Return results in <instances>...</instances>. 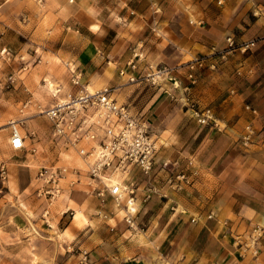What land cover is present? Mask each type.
Wrapping results in <instances>:
<instances>
[{"label": "crops", "instance_id": "obj_1", "mask_svg": "<svg viewBox=\"0 0 264 264\" xmlns=\"http://www.w3.org/2000/svg\"><path fill=\"white\" fill-rule=\"evenodd\" d=\"M228 36L237 44L255 43L221 58ZM0 44L12 48L13 65L21 71L30 64L44 72L53 67L59 93L114 86L119 101L149 120L159 144L151 178L137 167L128 176L142 182L132 224L124 200H103L92 190L94 181L72 174L77 180L66 183L67 193L51 211L64 201L66 207L56 215V226H45L48 237L76 210L60 228L64 249L50 238L38 239L25 263L5 264H264V233L258 258L242 256L238 243V236L264 227V0H0ZM134 51L143 55L141 69L152 63L173 70L156 83L131 81ZM198 57L205 61L192 80L181 70ZM21 71L11 89L0 88L1 112L33 102ZM30 79L35 85L36 78ZM49 83L54 84H43L47 95ZM196 108L210 109L208 122L199 121ZM249 123L257 136L246 147L241 136ZM32 129V149L12 147L4 158L26 209L42 207L33 193L40 167L31 162L35 146L51 143L53 128ZM180 170L197 173L176 188L168 177ZM151 186L157 192L147 198ZM80 249L88 250V261Z\"/></svg>", "mask_w": 264, "mask_h": 264}, {"label": "built area", "instance_id": "obj_2", "mask_svg": "<svg viewBox=\"0 0 264 264\" xmlns=\"http://www.w3.org/2000/svg\"><path fill=\"white\" fill-rule=\"evenodd\" d=\"M254 40L243 41L237 44L233 36L227 37V46L220 49L221 58H225L228 52L235 47L246 51ZM0 56L5 60L12 59L13 50L10 46L0 44ZM142 53L134 51L129 60L131 81L145 79L156 83L164 79L171 73L173 67L158 66L152 63L140 68ZM204 57L193 58L181 70L192 80L196 79L194 69L198 65H203ZM128 70L121 69L120 73L125 74ZM140 71V72H139ZM139 72V73H138ZM16 77L8 75L4 80L0 79L2 87L13 85ZM73 81L79 83V76L74 75ZM248 107H250L248 105ZM198 119L202 123L208 122L210 109L202 113L198 108L194 109ZM256 111V109H253ZM40 113H44L53 123L52 141H55L62 150L61 152H77L84 165L85 175L94 181L92 190L100 198L105 200L112 196L116 201H123L126 198V208L128 215L126 219L132 224V217L137 211V191L142 182L132 179L128 181V176L137 167L147 179L153 173L156 154L159 150L158 140L152 124L140 112H136L129 104L121 102L115 95V87L105 85L98 89L83 87L76 93H67L64 98L58 99L52 105L40 108ZM26 136L20 129V122L11 124V146L15 149L26 147ZM257 132L253 124L246 126V132L241 136L244 146L249 147L256 142ZM164 167L169 170V161H164ZM70 171L68 174L67 172ZM81 170L69 165L57 166L43 165L38 170L36 193L43 202V216L49 223L48 215L51 213L52 204L69 188L75 180L65 182L63 179L79 175ZM192 170L187 172L180 170L171 173L168 181L171 186L182 188L193 180ZM120 174L121 182H113L112 175ZM8 176V168L5 163H0V191ZM74 178V177H72ZM88 179V180H89ZM157 189L154 186L148 187L145 197H151ZM132 202L134 209L130 208ZM50 224V223H49ZM264 227L257 225L243 239L238 236V243L242 249L241 255L250 253L253 258H258L261 250V239ZM83 254L82 260L88 261L89 252L80 249Z\"/></svg>", "mask_w": 264, "mask_h": 264}, {"label": "rangeland", "instance_id": "obj_3", "mask_svg": "<svg viewBox=\"0 0 264 264\" xmlns=\"http://www.w3.org/2000/svg\"><path fill=\"white\" fill-rule=\"evenodd\" d=\"M13 58L14 56H12V59L10 60H5L0 56V79L4 80L10 74L16 76L17 73L21 71L20 66H18L17 64H15V66L13 65ZM51 58H53L52 60H54L55 62H58L59 67L63 66V64L65 63L63 60L56 56H53ZM71 67H73V65H71ZM53 69V67H49V70L46 72L40 71L35 69L34 64L25 66L22 69L21 75L24 78H27V82L34 94L33 102L29 106H26L25 103L23 104V102H20L17 107L6 109V112H1L2 110L0 111V163H5L6 159L4 158H8L13 152L11 144L8 143V138H10L11 136L12 124V122L9 121L17 120L19 122L26 119L25 122L21 121L20 123V129L24 134L32 131V127H40L43 130L46 128H49L51 130V128H53L52 121L44 113L38 112L40 108H44L43 106L47 104V102L54 103L58 99L64 98L66 95V93L61 91V93H59L58 96L55 97L52 95V93L50 95H47V91L44 90L43 84H47L49 80H52L54 83H49L48 88L50 89V91H55V85H58L60 87L59 80H57L53 76ZM30 76L36 78L35 85L31 84L30 78L32 77ZM45 78L47 80H44ZM11 87H13V85L5 87H2V85H0V88L3 91L11 89ZM38 102H42L44 105H36V103ZM0 109H2V107H0ZM50 137H52V134H50ZM49 139H51V143H47V141H45L44 143H41L34 147V152H36V155L31 162V166L37 169L38 167H41L43 165H69L74 167L75 169H81L83 173L81 179L87 181L88 177L84 174V165L80 160L77 152L70 151L62 153V150H60L57 143L55 141H52V138ZM26 146L30 148L33 147L32 139H30L28 136L26 139ZM11 159L20 160L23 158H20L18 156H11ZM67 173L69 174L70 171H68ZM72 180L76 181L77 179L72 177H66L65 179H63V181L65 182H70ZM33 193L34 195H37L36 191H34ZM66 193L67 191H64V193L61 194V196L58 198V201H62L61 199ZM16 196H19V199H17ZM64 202H62L61 208H57L56 206L53 207V211H51V213L48 215L50 224L56 226V215L66 207V204ZM124 202L126 203V198L124 199ZM41 203H43L42 200ZM25 204L26 203L24 202L23 195L20 196L17 188L15 187L13 179L11 178V176H9L8 173L6 181L2 185V190L0 191V264H5L10 259L25 263L28 259L26 251L31 252V250L35 248L38 239H44L47 237L46 234L48 233V231H46L45 226H49V223H47L45 217L43 216L44 204H41V208L37 206L36 209H26L24 208ZM72 217L73 215L68 212L67 222L62 223L59 228L57 227L56 231L51 230L49 233L50 235L47 237L53 241L58 242V244L60 243L59 246L62 249L64 248L61 243L64 238L61 235L62 229L60 228L62 227V225H65V223L71 221ZM70 237H72V235ZM34 260L35 262H38L40 258L34 257Z\"/></svg>", "mask_w": 264, "mask_h": 264}, {"label": "bare ground", "instance_id": "obj_4", "mask_svg": "<svg viewBox=\"0 0 264 264\" xmlns=\"http://www.w3.org/2000/svg\"><path fill=\"white\" fill-rule=\"evenodd\" d=\"M88 88L92 89L90 86ZM51 92H52V95L56 97L57 94L59 93V89H57L56 91L51 90ZM39 111H40V109H39ZM21 121L22 122L23 121L25 122L26 119L25 120H21ZM21 121H19V122L21 123ZM9 122H13V124H15L16 123V120H11ZM111 179L113 180V182L120 183L121 182V175L120 174H114V175H112ZM129 205H130V208H132V209L135 208V206H134V204L132 202H130ZM75 213H76V210H75ZM75 213H74L73 217L75 216Z\"/></svg>", "mask_w": 264, "mask_h": 264}]
</instances>
